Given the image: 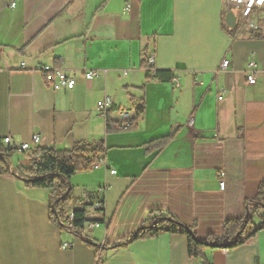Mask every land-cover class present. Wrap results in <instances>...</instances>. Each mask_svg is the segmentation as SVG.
<instances>
[{"label":"crops","instance_id":"0c3cea01","mask_svg":"<svg viewBox=\"0 0 264 264\" xmlns=\"http://www.w3.org/2000/svg\"><path fill=\"white\" fill-rule=\"evenodd\" d=\"M226 13L222 0H0V141L39 134L33 150H65L103 140L104 151L90 156L107 162L72 177L73 209L84 208L88 219L81 235L52 220L49 188L0 174V264H197L186 233L161 230L116 245L154 225L159 212L202 239L222 236L226 220L251 212L264 181V19L255 31L234 27V35ZM147 54L174 79H148ZM46 64L76 86L55 90ZM250 68L255 84L245 79ZM88 69L100 75L89 81ZM106 96L113 99L109 132L98 107ZM142 102L136 125L119 129L118 108ZM172 133L164 148L147 151ZM9 162L18 174L31 165L19 150ZM104 185L99 212L91 202ZM89 220L101 225L91 229ZM67 242L73 246L63 248ZM201 257L264 264V230L235 248L207 247Z\"/></svg>","mask_w":264,"mask_h":264},{"label":"trees","instance_id":"16d2710c","mask_svg":"<svg viewBox=\"0 0 264 264\" xmlns=\"http://www.w3.org/2000/svg\"><path fill=\"white\" fill-rule=\"evenodd\" d=\"M225 29L232 34H236L234 28L224 25ZM148 72V70H147ZM148 79L157 80H173L174 75L168 70H155V74L151 76L148 72ZM138 109L144 110V102ZM113 122L107 118V130L112 131ZM175 133L156 139L146 145L147 151L162 149L174 138ZM104 141L88 142L81 141L75 143L72 149L60 150L57 148H36L29 153L31 165L21 176L27 178L25 184L28 187H45L51 190L52 198V220L61 227L65 226V221L73 210V231L76 234H82L85 228L86 211L84 208L73 209L74 203V187L72 185V177L81 170L88 169L93 164L96 157H91V153H99L104 151ZM16 148L7 147L0 141V174L17 172L10 169V158L16 152ZM71 187V188H70ZM251 212L248 217V224L240 233L245 224V217L231 218L226 220L222 236H209L207 238H199L188 226L179 222L170 214H162L159 212L158 220L152 226L140 228L133 238L126 242L117 244L116 246L128 244L134 239L144 238L148 235H157L161 230L170 232H181L188 234L189 237V253L193 257L203 255L204 249L207 247H238L254 236L259 231L264 230V181L258 188L257 196L250 202ZM53 206L56 211L53 210ZM256 217L262 222L257 223Z\"/></svg>","mask_w":264,"mask_h":264},{"label":"built area","instance_id":"2783aa9c","mask_svg":"<svg viewBox=\"0 0 264 264\" xmlns=\"http://www.w3.org/2000/svg\"><path fill=\"white\" fill-rule=\"evenodd\" d=\"M15 3H13L14 5ZM222 4L225 8V11H230L237 9V23L235 28H237L238 32H247V31H255L258 30L263 23L264 19V0H222ZM129 7V4H128ZM23 65H25L23 63ZM254 62L250 63L251 67H254ZM231 67V60L226 58L222 63V69L227 70ZM144 68L149 72L151 76L155 74L156 70V59L154 54H147L144 57ZM42 71L44 73L45 80L48 84H50L55 90H63V89H73L77 84V79L73 76L68 75L64 70L60 68H56L52 65L46 64L42 67ZM126 73V72H125ZM100 72L96 69H88L85 71V77L87 80L91 81L95 77L99 76ZM245 79L251 83L255 84L258 81V76L253 68H250L246 74ZM178 82V80H177ZM98 107L100 109V113L106 117L109 116V112L113 107V99L110 96H106L105 98L98 101ZM119 112V120L116 122V125L121 130L131 129L136 125L137 117L140 115L141 111L139 109H122L118 108ZM193 123V119L190 121ZM41 136L39 134H34L30 141H24L21 143H13L12 138L7 136L4 138V144L8 147H14L21 152L31 153L34 146H38L40 143ZM106 158L104 156L100 157L93 164V168H100L102 166H106ZM113 173L116 170H112ZM221 188L224 189L226 182L222 178L220 180ZM108 191L107 186H101L97 190L96 199L91 202V206L94 210L102 212L106 207V194ZM88 219H86V222ZM89 228L98 227L101 225L100 221L97 220H89L88 222ZM67 230H73V211L68 215L65 226ZM73 243L67 242L63 244V248L72 247ZM197 264H206L201 256L197 257Z\"/></svg>","mask_w":264,"mask_h":264},{"label":"water","instance_id":"95a60500","mask_svg":"<svg viewBox=\"0 0 264 264\" xmlns=\"http://www.w3.org/2000/svg\"><path fill=\"white\" fill-rule=\"evenodd\" d=\"M237 20H238V17H237V14H236V11L235 10H230L226 13V23H227V26L229 28H234L236 23H237ZM11 169V168H10ZM12 170V169H11ZM12 174H14L15 176L19 177V178H22L24 181L27 179L25 178L24 176H21L20 174H18L17 172L15 171H12ZM71 188V187H70ZM53 210L56 211L55 207L53 206ZM250 215V209L249 207L247 208V211H246V215H245V224L244 226L242 227L240 233L245 229V227L247 226L248 224V217ZM158 220V219H157ZM156 220V221H157ZM190 229V228H189ZM135 235V234H134Z\"/></svg>","mask_w":264,"mask_h":264},{"label":"rangeland","instance_id":"374dc122","mask_svg":"<svg viewBox=\"0 0 264 264\" xmlns=\"http://www.w3.org/2000/svg\"><path fill=\"white\" fill-rule=\"evenodd\" d=\"M237 12V9H234Z\"/></svg>","mask_w":264,"mask_h":264}]
</instances>
